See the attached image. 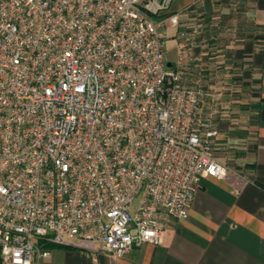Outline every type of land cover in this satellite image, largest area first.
<instances>
[{"label": "built area", "instance_id": "built-area-1", "mask_svg": "<svg viewBox=\"0 0 264 264\" xmlns=\"http://www.w3.org/2000/svg\"><path fill=\"white\" fill-rule=\"evenodd\" d=\"M170 2L0 0V264L158 245L201 180L231 172L214 89L235 97L237 73L194 64L195 29L166 60Z\"/></svg>", "mask_w": 264, "mask_h": 264}, {"label": "crops", "instance_id": "crops-1", "mask_svg": "<svg viewBox=\"0 0 264 264\" xmlns=\"http://www.w3.org/2000/svg\"><path fill=\"white\" fill-rule=\"evenodd\" d=\"M176 15L177 26L165 29L175 53L179 30L195 29L209 36L189 47L194 64L237 73V94L219 105L214 148L216 159L236 171L202 179L187 218L169 220L158 245L95 261L79 249L49 245V256L36 264H264V0H171L156 20ZM215 47L217 57H208L205 50Z\"/></svg>", "mask_w": 264, "mask_h": 264}, {"label": "rangeland", "instance_id": "rangeland-1", "mask_svg": "<svg viewBox=\"0 0 264 264\" xmlns=\"http://www.w3.org/2000/svg\"><path fill=\"white\" fill-rule=\"evenodd\" d=\"M169 35H170V33H167L165 46H164L165 58H166L167 61L173 62L175 60L176 53H175V50H174V43L169 39L170 38ZM234 78H235V81H237L238 86H240V83L238 82L239 81L238 77H234ZM214 92H215V97L220 96V98L218 99V108H219V105L221 104V102L223 103V101L225 99H227V100H225V102L233 100V97L226 98V94L227 93L225 92L224 89L222 90L220 87L218 88V86L215 87ZM228 170H230L233 173L236 171L234 168H229V167H228Z\"/></svg>", "mask_w": 264, "mask_h": 264}]
</instances>
